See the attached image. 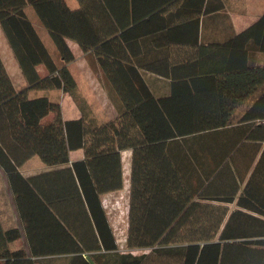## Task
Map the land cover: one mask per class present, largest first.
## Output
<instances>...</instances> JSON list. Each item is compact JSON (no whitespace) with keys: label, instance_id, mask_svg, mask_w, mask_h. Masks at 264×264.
<instances>
[{"label":"trees","instance_id":"trees-1","mask_svg":"<svg viewBox=\"0 0 264 264\" xmlns=\"http://www.w3.org/2000/svg\"><path fill=\"white\" fill-rule=\"evenodd\" d=\"M77 1L70 9L65 0H0V26L27 82L17 89L0 57V167L29 249L11 247L20 230L0 221V264H44L47 255L62 256L59 264H264V13L201 43L184 69L150 68L167 80L156 92L139 68L140 33L130 23L149 22L172 0H140L142 8L130 0V15L129 0ZM226 1L200 0L197 12L225 15ZM195 21L200 32L204 18ZM67 38L95 55L114 118L98 122L83 103L66 65L75 58ZM52 89L79 100L80 117L65 119L57 99L29 93ZM78 148L84 158L69 165ZM127 148L125 247L147 249L136 254L117 250L100 197L123 187ZM33 155L63 166L24 176L19 168Z\"/></svg>","mask_w":264,"mask_h":264},{"label":"crops","instance_id":"crops-1","mask_svg":"<svg viewBox=\"0 0 264 264\" xmlns=\"http://www.w3.org/2000/svg\"><path fill=\"white\" fill-rule=\"evenodd\" d=\"M66 5L70 9H76L79 5L77 0H65ZM111 3L115 5H120L124 2L123 0H110ZM139 6L142 8V3L144 1L135 0ZM141 3V4H139ZM200 0H172L169 3L162 4L161 9L157 14L153 15L149 22L139 25H132L130 23V30L132 32H139V36H134L133 40H139L140 48L138 47L137 54L142 57L143 66H139L142 71V75L145 80L153 86L156 92H162L166 88H163L166 84V79L159 75L158 73H153L149 71L150 68H171L172 66L178 67L179 69H184L188 67L185 64V61L188 59H193L195 50L201 47V43H203V47L212 40H223L227 37L231 31H235L236 33L244 30L250 24L258 19V17L264 13V0H227L226 1V9L225 15H213V16H205L201 15V12L198 13L197 10L201 7ZM128 8V15L131 13V1L129 0L125 5ZM25 13L29 20L33 23L36 31L40 35L42 41L45 46L49 50V52L57 57L58 53L55 49L53 41L51 40L48 31L39 21L37 14L31 5H26ZM125 12H123L124 15ZM227 15V16H226ZM130 17V16H129ZM200 19V21L204 18V24L202 30L200 32H196V19ZM0 32H3L0 26ZM138 33V34H139ZM4 34V32H3ZM1 35V33H0ZM5 36V34H4ZM6 42L0 36V44L4 48H6L7 57L11 64L12 73L19 80L21 84V88L26 87L27 82L21 71L19 63L14 56V53L7 41ZM203 39V40H202ZM207 41V42H206ZM70 49L74 53V60L67 63V67L70 70L77 86H80L81 79H84L85 76L82 75V72H79L80 76H75L73 71L71 70L72 62H78L79 58L83 60L81 63L85 64V67L89 68L94 75V80L100 83L105 84L103 80L101 69L98 65L95 55L92 52H83L79 47L78 43L73 39H66ZM59 56V55H58ZM2 60V58H1ZM3 62V60H2ZM182 63V64H181ZM4 64V63H3ZM83 64V66H84ZM5 66V65H4ZM6 68V67H5ZM37 68L42 73L44 72V68L42 65H38ZM8 69L6 68V71ZM7 73L10 74L8 70ZM12 79V77L10 76ZM90 80L91 78L88 77ZM85 80V79H84ZM83 80V81H84ZM166 80V81H165ZM12 81V80H11ZM13 83V81H12ZM93 83V82H92ZM14 84V83H13ZM15 86V85H14ZM18 89V88H17ZM52 90H40V91H30V95H36L39 93L52 94ZM85 90L82 88L83 97H87L85 94ZM90 95V92H87ZM55 93L52 94L54 97ZM113 115L110 117H115L116 109L113 105H111ZM79 111V110H77ZM72 112V111H71ZM74 113L69 114L65 117V119L78 118L81 114ZM107 121V120H106ZM121 154V163H122V178H123V187L121 189H115L111 191H107L101 193L100 197L102 200L103 208L105 209V213L107 216V220L112 229V233L115 238V243L117 244V250L119 251H130L136 254L133 249L138 250V248L128 249L125 247V240L118 236L115 227L109 220V212L107 211L106 206L103 203V197L108 196L110 194L116 193L120 190H127L129 195V183H130V166H131V154L132 151L130 148L123 149L120 151ZM84 158V149L78 148L75 150H71L69 152V165L74 160H81ZM63 165L57 166H48L46 165L37 155L31 156L27 159L19 168V171L24 176H29L32 174H36L42 171H46L55 167H59ZM231 206H234L231 204ZM0 221L3 227L16 226L20 230V237L16 241L11 243V247L15 248L17 246H22L24 249L29 252L28 243L26 234L24 231L23 223L21 217L19 215V211L17 209L13 192L9 185L8 179L2 168L0 167ZM126 234V226L123 229V233ZM55 242V241H54ZM141 253V252H140ZM62 256L57 255H47L41 257L44 261V264H59L62 260Z\"/></svg>","mask_w":264,"mask_h":264},{"label":"rangeland","instance_id":"rangeland-1","mask_svg":"<svg viewBox=\"0 0 264 264\" xmlns=\"http://www.w3.org/2000/svg\"><path fill=\"white\" fill-rule=\"evenodd\" d=\"M1 30V29H0ZM1 33V38L6 42L5 36L3 32ZM0 57L3 60V63L5 67L10 71V76L12 77V81L16 88H21V84L19 80L15 77V75L12 73L11 64L9 62V59L7 57L6 48L0 44ZM57 61H59V56L55 57ZM78 62H72L71 64V70L73 71L75 76H80L79 72H82V75L85 76V80L81 79L80 86L78 87L79 94H82V88L85 90V94L87 97H83L84 101L86 102V106L89 109L92 116L98 121V122H104L106 120H110L114 117H110L113 115L111 105L112 102L110 100V95L107 91V88L105 84H100L97 79L94 80V75H92V72L89 68L85 67V64L82 62L80 67V61H82V58L78 59ZM84 64V66H83ZM7 70V71H8ZM90 77L91 80L88 78ZM94 77V78H93ZM84 80V81H83ZM104 80V79H103ZM93 82V83H92ZM87 92H90V95L87 94ZM54 98L57 99L60 103L61 107V113L63 118H65L69 114H73L75 116L76 114H81L80 108H79V100L75 101L73 97L65 91H61L60 89H57L56 91H53L52 94H54ZM52 94H49V96L53 99ZM114 106V105H113ZM79 110V111H77ZM72 111V112H71ZM103 203L107 208V211L109 212V220L115 227V231L117 235L123 238V241L125 240V236L121 233H123V229L125 226H127V208H128V192L127 190H120L116 193L110 194L108 196H105L102 198ZM146 248H138V250L133 249L135 253H140L143 251H146Z\"/></svg>","mask_w":264,"mask_h":264}]
</instances>
